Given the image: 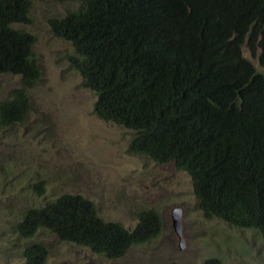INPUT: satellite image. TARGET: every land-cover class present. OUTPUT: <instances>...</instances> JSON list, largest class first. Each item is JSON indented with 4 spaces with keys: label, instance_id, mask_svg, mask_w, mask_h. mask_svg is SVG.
<instances>
[{
    "label": "trees",
    "instance_id": "obj_1",
    "mask_svg": "<svg viewBox=\"0 0 264 264\" xmlns=\"http://www.w3.org/2000/svg\"><path fill=\"white\" fill-rule=\"evenodd\" d=\"M30 20V0H0V74L19 76L0 100V126L24 121L41 75L34 35L13 26ZM48 22L73 46L69 61L96 93L95 115L131 131L127 151L173 163L190 176L203 216L264 238V0H79ZM33 187L43 193L42 180ZM160 224L147 208L128 230L65 192L26 208L13 229L30 238L46 228L113 259ZM21 253L25 264H44L48 251L33 242Z\"/></svg>",
    "mask_w": 264,
    "mask_h": 264
},
{
    "label": "rangeland",
    "instance_id": "obj_2",
    "mask_svg": "<svg viewBox=\"0 0 264 264\" xmlns=\"http://www.w3.org/2000/svg\"><path fill=\"white\" fill-rule=\"evenodd\" d=\"M31 20L13 26L34 35L41 75L28 92L30 107L21 123L0 126V264H25L22 249L40 242L44 264H264V238L256 229L206 218L197 205L190 176L173 163L159 164L127 151L131 131L93 112L96 93L83 86L71 63V43L53 34L48 19L78 6L79 0H30ZM243 55L261 71L247 47ZM19 85V76L0 74V100ZM43 181V193L33 185ZM91 200L98 215L132 230L138 212L152 208L160 228L117 258L61 241L46 228L20 238L15 223L28 207L62 193ZM181 210L183 243L173 230L171 210Z\"/></svg>",
    "mask_w": 264,
    "mask_h": 264
},
{
    "label": "water",
    "instance_id": "obj_3",
    "mask_svg": "<svg viewBox=\"0 0 264 264\" xmlns=\"http://www.w3.org/2000/svg\"><path fill=\"white\" fill-rule=\"evenodd\" d=\"M171 217H172L173 230L178 235L180 245H182L183 238H182V233H181V210L179 207H174L171 210Z\"/></svg>",
    "mask_w": 264,
    "mask_h": 264
}]
</instances>
